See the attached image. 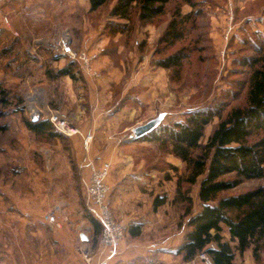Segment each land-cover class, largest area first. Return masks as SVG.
<instances>
[{"label": "rangeland", "instance_id": "obj_1", "mask_svg": "<svg viewBox=\"0 0 264 264\" xmlns=\"http://www.w3.org/2000/svg\"><path fill=\"white\" fill-rule=\"evenodd\" d=\"M115 2L92 14L85 0H20L0 5V264H10L12 241L22 244L19 233L8 240L7 219L24 216L40 220L50 232L70 225V220L78 231L93 229V238L79 243L73 252L81 264L99 260L101 228L96 236L81 180L91 164L104 165L87 160L84 147L87 163L80 168L73 144L82 136L77 129L80 122L114 118L93 133L104 139L106 147H123L109 160L106 183L109 207L114 221L124 228V238L107 264H184L174 249L187 230L185 211H199L200 180L190 186L182 183L178 192L176 181L186 176L185 164L173 157L168 144L137 141L132 130L158 115L163 119L155 132L185 122L193 112L221 109L224 114L242 105L248 73L244 62L257 56L255 47L264 37V0H192L194 6L178 0L150 24L140 25L134 18L126 34H111L107 26L121 23L109 15ZM177 9L182 15L194 14L185 26V37L171 47L160 44ZM64 30L70 31L76 51L98 53L93 65L98 78L82 75L78 66L74 79L54 76L68 64L52 61L49 55ZM179 50L189 53L179 70L155 65ZM32 116L49 123V118L58 116L78 133L35 136L25 125ZM218 122L215 119L205 128L202 144ZM261 185L264 180L249 181L228 194ZM156 197H164L165 202L155 213ZM185 197L191 199L190 207ZM47 217L55 222L48 223ZM137 222H143L140 235L131 237L127 231ZM14 261L26 264L22 258ZM235 263L264 264V254L259 263L251 250L237 254ZM30 264H39L38 259Z\"/></svg>", "mask_w": 264, "mask_h": 264}, {"label": "trees", "instance_id": "obj_2", "mask_svg": "<svg viewBox=\"0 0 264 264\" xmlns=\"http://www.w3.org/2000/svg\"><path fill=\"white\" fill-rule=\"evenodd\" d=\"M88 13H96L112 0H86ZM109 13L121 23H110L107 28L111 34H126L128 25L135 18L141 24H150L156 18L164 16L170 3L178 0H115ZM194 6L192 0H180ZM194 14L182 15L177 9L173 12L165 32L158 42L174 46L182 41L186 34V24ZM123 23V24H122ZM256 57L247 59L244 67L248 73L245 80L244 103L222 114L221 109L203 110L188 114L185 122H176L172 126H163L158 132H151L147 138L137 141H149L171 146L173 157L186 166V176L177 178V190L180 185H194L199 180L197 199L199 211H185L187 217L183 243L174 252L181 256L184 264H201L198 256L206 253L213 264L235 263L236 255L243 256L252 252L257 263L264 254V185L248 191L228 194L249 181L264 180V37L260 46L255 47ZM189 58V53L179 50L158 59L156 66L164 70H179ZM55 77L75 78L73 61H67ZM78 70V67H77ZM215 119L217 126L205 143L204 130ZM27 129L35 136L55 138L49 121L33 123L26 120ZM169 180V179H168ZM190 207V198H184ZM164 197H156L152 203L156 211L164 204ZM96 229L100 225L90 218ZM140 225H132L127 231L131 237L140 235ZM225 233L227 237L223 235Z\"/></svg>", "mask_w": 264, "mask_h": 264}, {"label": "crops", "instance_id": "obj_3", "mask_svg": "<svg viewBox=\"0 0 264 264\" xmlns=\"http://www.w3.org/2000/svg\"><path fill=\"white\" fill-rule=\"evenodd\" d=\"M86 6L88 9V1H86ZM114 119L84 120V124L80 122L77 126L82 136L75 139L73 146L76 151V157L81 159L80 162H78L80 168L86 165L89 158V160L95 159L98 164L108 166L110 170L112 163L109 162V160L111 157H115L119 153H122L123 147H106L103 144L104 139L99 138V136L95 137L93 134L99 133V130L102 129L105 123L107 124L109 120ZM87 136L93 137V141L86 147L87 160L85 162L84 153L86 150L84 149L83 142ZM82 174L86 176L87 169H85ZM142 184H144V182ZM154 212L156 213V211ZM152 215L157 217L156 214ZM70 223V225L64 226L61 230L50 232L45 224H41L40 220H36L32 217L27 218L24 216V218L19 219H7L8 240L9 238L11 239L15 233H19L22 239L21 245L18 241L16 244L13 241L11 245L9 244L10 264H15V257L22 258L26 264L35 263L37 259L39 264H81L79 257L73 252V249L75 246L79 245V243L81 245L86 244L79 238L81 234H83L85 238H87V242H89L93 238V229L90 228L86 231H78L77 224L73 220H70ZM137 224L143 226V222H137ZM153 224L154 222L151 225ZM14 226H19V228H14ZM96 236H98V234H96ZM96 238L98 239V237ZM183 240L184 237L181 242L177 244L174 249L175 251L177 247L183 243ZM98 261L97 259L95 264H97Z\"/></svg>", "mask_w": 264, "mask_h": 264}, {"label": "built area", "instance_id": "obj_4", "mask_svg": "<svg viewBox=\"0 0 264 264\" xmlns=\"http://www.w3.org/2000/svg\"><path fill=\"white\" fill-rule=\"evenodd\" d=\"M20 0H0V5L7 2H15ZM7 22V20H5ZM50 59L52 61L64 60L73 61L77 64L82 75L98 78L99 74L94 69V63L97 61L98 53L88 49L76 51L73 46V39L70 31L64 30L61 35L53 42L49 49ZM50 124L54 132L70 137L78 131L73 129L63 120H59L58 116L49 118ZM91 140V136H87L83 142L87 147ZM108 166L95 167L93 164L89 166V172L86 177L81 180V186L86 199L89 202L92 216L101 228L100 235V258L97 264H107L111 259L116 257L117 249L124 238L123 226L115 222L112 216L111 207H109V187L106 183L108 176ZM48 223H54L53 217H47ZM60 227L57 224V228ZM201 264H213L208 254L202 253L198 256ZM89 263V259L86 262Z\"/></svg>", "mask_w": 264, "mask_h": 264}, {"label": "water", "instance_id": "obj_5", "mask_svg": "<svg viewBox=\"0 0 264 264\" xmlns=\"http://www.w3.org/2000/svg\"><path fill=\"white\" fill-rule=\"evenodd\" d=\"M162 119H163L162 115H158V118L144 124V126L134 128L132 130V133L134 134V138L139 139L144 135L151 133V131H153L159 125ZM37 120L38 118L34 116L30 118V121H32L33 123H36ZM79 238H81L82 242H87V238H85L83 234H81Z\"/></svg>", "mask_w": 264, "mask_h": 264}]
</instances>
